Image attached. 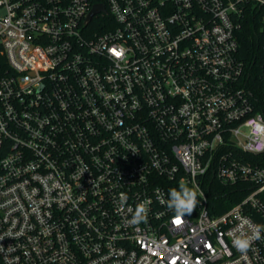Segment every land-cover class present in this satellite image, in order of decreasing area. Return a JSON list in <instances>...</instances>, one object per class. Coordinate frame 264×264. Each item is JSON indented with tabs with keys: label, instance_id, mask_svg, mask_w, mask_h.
Listing matches in <instances>:
<instances>
[{
	"label": "built area",
	"instance_id": "2783aa9c",
	"mask_svg": "<svg viewBox=\"0 0 264 264\" xmlns=\"http://www.w3.org/2000/svg\"><path fill=\"white\" fill-rule=\"evenodd\" d=\"M211 180L248 192L212 214ZM181 181L200 203L177 223ZM249 222L264 225V0H0V264H264V239L233 247Z\"/></svg>",
	"mask_w": 264,
	"mask_h": 264
},
{
	"label": "clouds",
	"instance_id": "9594fccd",
	"mask_svg": "<svg viewBox=\"0 0 264 264\" xmlns=\"http://www.w3.org/2000/svg\"><path fill=\"white\" fill-rule=\"evenodd\" d=\"M203 195V193H200ZM198 193L195 188L189 187L186 182L181 181L178 188L169 190L168 198L165 201L169 210L174 213V218L180 221L186 215H191L197 208L200 201L198 200ZM128 197L125 193L119 195L121 204L126 203ZM148 208L144 204H137L131 218L133 225H138L146 221ZM251 224V222H249ZM264 239V225L251 224V232L235 234L233 237V247L241 252L246 253L254 242Z\"/></svg>",
	"mask_w": 264,
	"mask_h": 264
},
{
	"label": "trees",
	"instance_id": "16d2710c",
	"mask_svg": "<svg viewBox=\"0 0 264 264\" xmlns=\"http://www.w3.org/2000/svg\"><path fill=\"white\" fill-rule=\"evenodd\" d=\"M103 1L93 0V2ZM242 20V26L236 34L239 42V54L247 63H251L253 57L261 53L260 42L257 39L260 24L257 22L256 16L252 14L245 15ZM248 157L254 159V156L249 155ZM247 192L248 190L243 183H238L231 187H222L215 184L214 180L209 181L207 194L209 196L210 213L218 214L223 212L234 203L240 201Z\"/></svg>",
	"mask_w": 264,
	"mask_h": 264
},
{
	"label": "water",
	"instance_id": "95a60500",
	"mask_svg": "<svg viewBox=\"0 0 264 264\" xmlns=\"http://www.w3.org/2000/svg\"><path fill=\"white\" fill-rule=\"evenodd\" d=\"M105 7L103 3H94L90 12L88 13V16L86 17V20L88 21L93 14L98 13V12H104Z\"/></svg>",
	"mask_w": 264,
	"mask_h": 264
},
{
	"label": "snow or ice",
	"instance_id": "6c2138e0",
	"mask_svg": "<svg viewBox=\"0 0 264 264\" xmlns=\"http://www.w3.org/2000/svg\"><path fill=\"white\" fill-rule=\"evenodd\" d=\"M117 55H119V53H116ZM180 221H177V223H179Z\"/></svg>",
	"mask_w": 264,
	"mask_h": 264
}]
</instances>
